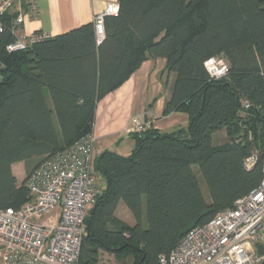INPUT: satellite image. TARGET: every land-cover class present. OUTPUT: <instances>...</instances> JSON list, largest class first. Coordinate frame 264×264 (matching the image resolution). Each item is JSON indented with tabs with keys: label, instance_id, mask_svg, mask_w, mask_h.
<instances>
[{
	"label": "trees",
	"instance_id": "1",
	"mask_svg": "<svg viewBox=\"0 0 264 264\" xmlns=\"http://www.w3.org/2000/svg\"><path fill=\"white\" fill-rule=\"evenodd\" d=\"M117 3L100 42L87 22L14 52L6 46L17 38V13L0 16V209L31 198L13 164L23 162L29 174L90 135L97 102L142 61L163 58L173 75L163 114L184 112L188 123L171 131L148 126L129 134L130 154L105 149L95 156L103 187L85 216L79 256V264H98L100 251L128 264H158L188 229L232 208L263 176L264 0ZM216 55L228 63L219 78L204 66ZM222 131L227 139L214 144L216 135L224 140ZM121 203L133 223L116 216Z\"/></svg>",
	"mask_w": 264,
	"mask_h": 264
},
{
	"label": "built area",
	"instance_id": "2",
	"mask_svg": "<svg viewBox=\"0 0 264 264\" xmlns=\"http://www.w3.org/2000/svg\"><path fill=\"white\" fill-rule=\"evenodd\" d=\"M20 1L0 0V16L15 5L19 9ZM117 12V1H110L93 16L98 42L104 36L105 18ZM22 21L18 13L14 29ZM49 36L44 31L18 36L6 49L23 50ZM204 66L214 78L228 71L222 55L207 58ZM147 127L146 121L133 116L126 130L133 133ZM94 141L92 134L76 141L24 177L30 200L19 208L0 209V264H79L85 216L99 193L93 170ZM256 158L257 152L247 155L245 167ZM262 171L257 187L238 198L232 208L188 229L169 254L159 256L158 264H260L264 260V251L257 250V245L264 246V161Z\"/></svg>",
	"mask_w": 264,
	"mask_h": 264
},
{
	"label": "crops",
	"instance_id": "3",
	"mask_svg": "<svg viewBox=\"0 0 264 264\" xmlns=\"http://www.w3.org/2000/svg\"><path fill=\"white\" fill-rule=\"evenodd\" d=\"M110 1L117 0H21L19 9L15 5L9 13L16 12L23 16V21L15 25L17 37L36 31L54 36L92 22L93 16L103 11ZM172 80L173 75L167 76L165 73L163 58L146 59L120 86L103 96L96 105L91 133L95 137L94 155L105 149L121 155L128 154L125 150L131 152L134 142L126 129L133 116L160 131L185 127L188 123L186 113L163 114ZM20 165V162L12 165L18 184L25 174Z\"/></svg>",
	"mask_w": 264,
	"mask_h": 264
},
{
	"label": "rangeland",
	"instance_id": "4",
	"mask_svg": "<svg viewBox=\"0 0 264 264\" xmlns=\"http://www.w3.org/2000/svg\"><path fill=\"white\" fill-rule=\"evenodd\" d=\"M221 132V131H220ZM219 132V133H220ZM126 133H127V130H126ZM218 133V134H219ZM128 135L130 134V133H127ZM220 136H221V139H224V140H219L218 138H217V135L216 136H214V140H213V143L214 144H216V143H221L222 141H225V139H227V135L224 133V131H222V133L221 134H219ZM223 137V138H222ZM219 141V142H218ZM126 151V153H128V154H130V152H129V150H125ZM96 156V155H95ZM95 158V157H94ZM32 162V161H31ZM94 162V161H93ZM21 163V169L23 170H25V164L23 163V162H20ZM32 164V163H31ZM20 169V175L22 174V170ZM195 169V172H196V174H197V177H198V179H199V181H200V185H201V187H202V189H203V191L207 194V188H206V186H205V184H204V181H203V179H202V177H201V175H200V173H199V171H198V169L195 167L194 168ZM23 170V171H24ZM25 174H24V177L28 174L27 172H26V170H25V172H24ZM24 177H23V179H24ZM22 179V180H23ZM96 179H97V183H98V188H99V190L101 191V189H102V187H103V182H102V180L100 179V177L98 176V175H96ZM123 203H121L118 207H117V209H116V211H115V214H116V216L118 217V218H120L121 220H123V221H125V222H127V223H133L134 222V219H133V217H132V215H131V213L126 209V207L124 206V205H122ZM126 257H124V256H120V255H118V254H115V253H111V252H105V251H100V253H99V262H98V264H128L129 262V260L126 258Z\"/></svg>",
	"mask_w": 264,
	"mask_h": 264
},
{
	"label": "water",
	"instance_id": "5",
	"mask_svg": "<svg viewBox=\"0 0 264 264\" xmlns=\"http://www.w3.org/2000/svg\"><path fill=\"white\" fill-rule=\"evenodd\" d=\"M262 233H263V241H264V228L262 230ZM260 264H264V260Z\"/></svg>",
	"mask_w": 264,
	"mask_h": 264
}]
</instances>
